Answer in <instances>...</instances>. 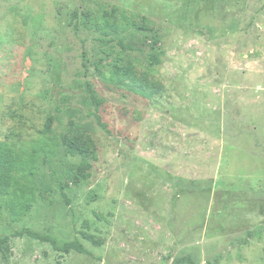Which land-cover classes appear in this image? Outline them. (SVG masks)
Wrapping results in <instances>:
<instances>
[{
  "label": "rangeland",
  "instance_id": "rangeland-1",
  "mask_svg": "<svg viewBox=\"0 0 264 264\" xmlns=\"http://www.w3.org/2000/svg\"><path fill=\"white\" fill-rule=\"evenodd\" d=\"M90 137L72 180L65 141ZM0 140L37 146V187L63 181L21 221L1 209L0 264H264V0H0Z\"/></svg>",
  "mask_w": 264,
  "mask_h": 264
},
{
  "label": "trees",
  "instance_id": "trees-1",
  "mask_svg": "<svg viewBox=\"0 0 264 264\" xmlns=\"http://www.w3.org/2000/svg\"><path fill=\"white\" fill-rule=\"evenodd\" d=\"M94 22L96 29L101 31L103 34H109L112 28L117 27L115 23L111 24L105 19H101V21L94 20ZM121 45L123 48L127 47L123 43H121ZM161 61V53H150L149 62L151 65L158 66L162 63ZM113 73L114 75L122 74L125 77L129 76L127 68L117 67L114 69ZM85 87L90 92V97L95 105V112H89L88 115H93L96 118L97 123L101 127L106 128V125L102 122V118L98 113L103 100L99 97L98 91L92 84L87 82ZM63 109L64 100L60 98L56 106V111L58 113H62ZM54 122L55 116L50 115L42 136L40 149L47 154L52 152V150L48 148L49 142H47V140L50 139L48 134L53 131ZM69 125L78 129L77 131H81L82 126L80 122H70ZM65 146V152L67 154L82 157V161L77 168L70 165L66 166L64 168L65 173H67L72 180L77 178H87L89 176V173L87 172V167L89 166L88 157L90 155L96 156L95 141L91 137L85 142H79L77 139L74 143H71V141H65ZM39 161L37 146L34 151L29 153V151L26 152L24 150L16 149L11 144L0 140V212L1 209L7 208L10 212L12 220L15 222L21 221L28 214V212L31 211L38 196H40L45 202H53V192L56 188L62 189L63 187L61 175L58 176L56 188L51 185H46L42 188L36 186L34 179ZM53 172L55 174L57 173L55 170H53ZM24 235H29L30 237L38 239L42 242H50L55 247H58L56 239L48 235H42L30 228L16 230L13 236L18 237ZM10 240L11 236L0 238V249L5 252V254L6 250L9 248ZM73 249L85 251L84 246L79 241L65 242L62 246V250L65 252H70Z\"/></svg>",
  "mask_w": 264,
  "mask_h": 264
}]
</instances>
